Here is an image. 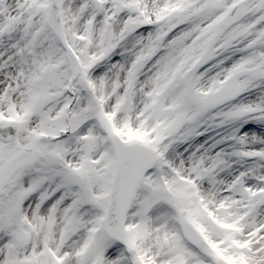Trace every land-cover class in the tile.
Listing matches in <instances>:
<instances>
[{
  "label": "snow or ice",
  "instance_id": "snow-or-ice-1",
  "mask_svg": "<svg viewBox=\"0 0 264 264\" xmlns=\"http://www.w3.org/2000/svg\"><path fill=\"white\" fill-rule=\"evenodd\" d=\"M0 264H264V0H0Z\"/></svg>",
  "mask_w": 264,
  "mask_h": 264
}]
</instances>
